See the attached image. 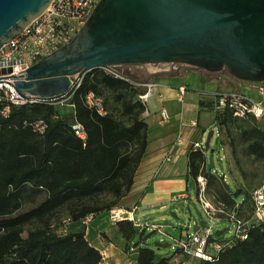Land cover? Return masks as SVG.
I'll use <instances>...</instances> for the list:
<instances>
[{"label": "trees", "instance_id": "trees-1", "mask_svg": "<svg viewBox=\"0 0 264 264\" xmlns=\"http://www.w3.org/2000/svg\"><path fill=\"white\" fill-rule=\"evenodd\" d=\"M131 85L94 68L85 72L78 86L63 98L71 110L60 111V99L11 105L7 116L0 115V264L100 261L101 251L89 244L84 229L60 233L51 223L62 210L71 222L108 212L130 190L147 138V124L140 118L144 106L133 100L143 89ZM105 89L118 92L113 98L120 101L127 123L108 109L102 96ZM88 91L103 97L104 115L85 105L83 97ZM218 111L214 121L219 120L221 125L236 119L228 110ZM38 119L46 124L42 132L33 131L28 124ZM76 123L82 126L84 138L74 133L72 125ZM249 134L252 141L248 152L264 158L263 132L252 127ZM186 170V176L194 182L198 174L205 176L206 194L213 201L231 207L241 197L240 209L250 212L249 192L228 188L206 168L201 150L187 151ZM106 194L112 198L101 201ZM116 224L128 244L137 234L143 238L132 220L124 218ZM139 243H133L137 246V264H182L183 259H174L173 253L157 256L153 249ZM191 264H264V222L251 228L246 239L234 240L213 260L197 259Z\"/></svg>", "mask_w": 264, "mask_h": 264}, {"label": "water", "instance_id": "water-1", "mask_svg": "<svg viewBox=\"0 0 264 264\" xmlns=\"http://www.w3.org/2000/svg\"><path fill=\"white\" fill-rule=\"evenodd\" d=\"M50 2L0 0V47ZM176 64L264 82V0H99L70 42L29 66L14 89L57 101L94 68L142 65L160 75Z\"/></svg>", "mask_w": 264, "mask_h": 264}, {"label": "built area", "instance_id": "built-area-1", "mask_svg": "<svg viewBox=\"0 0 264 264\" xmlns=\"http://www.w3.org/2000/svg\"><path fill=\"white\" fill-rule=\"evenodd\" d=\"M99 0H51L48 6L35 18H33L21 31L19 36L10 40L8 43L0 47V115L7 116L11 105H24L38 102H56L41 101L34 97H24L15 89L16 79L25 74L26 69L40 60L42 57L50 54L60 46L70 42L76 32L84 24L89 14L94 9ZM125 65H110L98 67L104 74L113 78L124 80L136 86H143L145 91L138 95V98L145 103L151 95L153 83L151 82H134L129 74L122 69ZM10 70V71H8ZM80 81V80H79ZM77 83V86L79 84ZM257 90L264 95V82H258ZM178 99L182 100L185 91L184 86H179ZM215 106L219 110H228L232 116L240 119L253 117L260 119L264 115V102L251 99L247 94L240 90L218 91L213 94ZM83 101L85 105L96 111L100 115L106 113L104 99L102 96L88 91ZM62 102V101H60ZM147 114V109H144ZM160 121L165 122L170 115L163 107L159 110ZM33 131L42 132L46 126L42 119L28 123ZM191 125H196L195 120L190 121ZM74 133L80 138H84L82 126L78 123L72 125ZM177 145L184 144L183 136L179 135L176 139ZM264 143V131H263ZM188 150H201L204 153V145L200 141L191 142ZM173 159L172 150L166 151L163 160L169 162ZM223 181L224 173H217ZM196 197L201 204L202 209L208 218L203 225L199 222L194 223L196 230L187 233L186 239H179L172 244L171 249L174 259L181 257L182 264H191L197 259L213 260L217 254L225 250L234 240L246 239L251 228L257 226L260 222H264V181L254 187L249 192V201L251 210L242 211L240 209V197L231 206L228 207L221 201H213L206 194V178L202 174H198L195 178ZM184 194H178L173 199L182 198ZM115 210L121 211L113 213ZM109 218L113 222L121 219H130L134 225L140 230L142 224L134 222L129 212L117 208L111 209ZM90 215L81 220L85 229L90 222ZM64 226V225H63ZM65 227V226H64ZM188 228V225L186 226ZM231 231V235L225 237L223 232ZM63 229L60 233H64ZM223 231V232H222ZM131 250H134L132 247ZM101 259L97 264H107L104 252H100Z\"/></svg>", "mask_w": 264, "mask_h": 264}, {"label": "rangeland", "instance_id": "rangeland-1", "mask_svg": "<svg viewBox=\"0 0 264 264\" xmlns=\"http://www.w3.org/2000/svg\"><path fill=\"white\" fill-rule=\"evenodd\" d=\"M175 66L178 69L185 68L180 64ZM122 69L129 74L132 80L137 77L149 78L151 76L142 65H125ZM205 72L201 70L200 72L189 73V76L194 74L193 77H187L190 86L200 90L214 91L219 82L223 80L226 84L219 86L223 91L234 89L236 82L226 71L206 72L212 76ZM102 96L105 98L108 109L115 111V115L127 123V115L122 114L120 101H116L110 94ZM61 101L57 104L60 111L71 110L72 107L66 104L63 99ZM209 109V111H213L214 115L219 112L214 105ZM161 124L164 125L165 123ZM253 126L263 132L264 116L259 120L232 118L225 125H221L219 120L214 123L211 122L201 139L204 144L208 132L212 130L213 134L209 141V147L204 150L206 168L214 173H224L226 183L229 185L228 188L232 190L240 188L243 191H251L264 181V158L250 154L247 150L248 144L252 141L249 129ZM181 193L184 194L182 198L173 199ZM111 198V195L106 194L101 197V201H107ZM133 199L134 197H129L123 203L129 207L127 212L130 213L134 222L142 224L144 232L140 246L153 249L157 256L170 255L172 244L180 236L181 239H186L187 233L190 234L193 231L195 222L208 221L205 211L196 197L195 182L185 175L167 180L158 177L152 184V191H149L136 205L131 202ZM120 204L114 208L120 207ZM70 222L66 210H62L52 220L51 226L57 232L63 229L71 231ZM187 225L188 228H186ZM28 229H31V226L22 232L23 236L27 235ZM223 234L228 237L231 235V231L226 232L225 230ZM138 240L139 234L132 241L136 243Z\"/></svg>", "mask_w": 264, "mask_h": 264}, {"label": "crops", "instance_id": "crops-1", "mask_svg": "<svg viewBox=\"0 0 264 264\" xmlns=\"http://www.w3.org/2000/svg\"><path fill=\"white\" fill-rule=\"evenodd\" d=\"M197 71L200 72L201 70L178 69L175 66L171 73L150 76L149 78H133L136 83L146 81L153 83L151 95L145 103L138 98L141 93L133 97V100H139L143 104L144 109H147V114L143 111L140 115V118L147 124L146 147L135 170L131 188L120 199L119 203L121 204L117 209L128 211L129 207L123 201L129 197H134L131 202L136 205L141 198L145 197L149 191H152V184L158 177L167 180L186 176L188 147L191 142H201L207 126L211 122H215L213 111H209V108L213 106V94L223 91L220 85L226 84L223 80L220 81L214 91L191 87L187 81L188 74L196 73ZM206 74L212 76L208 73ZM193 76L194 74H191L189 77ZM233 81L236 82V85H234L232 90H240L251 99L264 102V95L257 90L258 82ZM179 86L185 87L182 100L178 99L177 88ZM131 87L135 89L141 88L143 92L145 91L143 86L133 84ZM116 93L118 92L110 89L104 90V94H110L111 97ZM210 102L211 105H209ZM161 107L165 108L170 115L165 122L160 121L159 110ZM191 120H195L196 125H191ZM160 122L165 124L162 125ZM179 135L184 138L183 145H177L176 139ZM168 150H172L173 159L166 162L163 160V156ZM26 204L29 205L30 203L26 202ZM90 217L91 219L86 229L80 220L70 222L71 231L75 232L84 229L85 238L91 246L104 252L107 264H137V246L133 245V241L128 244L121 236L116 222L111 221L109 218V212L106 211ZM139 231L144 232L143 229ZM142 240L143 238H139L138 241L141 243ZM132 247L134 250H131Z\"/></svg>", "mask_w": 264, "mask_h": 264}, {"label": "bare ground", "instance_id": "bare-ground-1", "mask_svg": "<svg viewBox=\"0 0 264 264\" xmlns=\"http://www.w3.org/2000/svg\"><path fill=\"white\" fill-rule=\"evenodd\" d=\"M120 212H121V211H117V210H115L113 213H118V214H119Z\"/></svg>", "mask_w": 264, "mask_h": 264}]
</instances>
